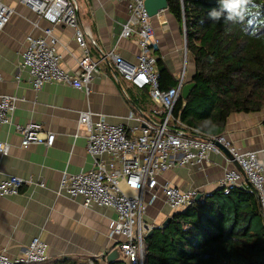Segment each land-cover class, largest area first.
<instances>
[{
    "label": "crops",
    "instance_id": "obj_1",
    "mask_svg": "<svg viewBox=\"0 0 264 264\" xmlns=\"http://www.w3.org/2000/svg\"><path fill=\"white\" fill-rule=\"evenodd\" d=\"M3 1L14 9V13L0 31V72L3 74L0 94L18 96L15 122H39L45 131L54 132L56 139L52 146L32 143L23 147L21 134L14 124L0 127V140L11 144L7 154H0V177L15 174L46 182L45 187L26 185L19 194L0 199V250H6L12 256L20 255L34 236H40L48 244L46 264H56L62 257L89 264L95 256H98L96 264H108L107 253L123 239L109 233V223L117 217L116 210L87 207L81 197L73 198L60 189L63 174L88 170L94 163L87 150L85 131L80 130V134H76L81 112L90 108L95 113L104 114L110 122L125 124L129 131L143 125L130 117L131 113L157 122L164 117L152 114L157 104L147 87L129 84L116 70L114 60L104 59L120 38L129 14L128 0H74L90 54L99 61L100 72L93 77L88 92L85 88L58 82L46 83L36 90L27 70L21 73L19 80L16 78L28 34H41L44 28L53 27L62 67L69 71L77 68L83 50L75 40L73 27L39 18L22 0ZM153 22L156 28L154 53L162 59V67L169 70L177 84L183 72L185 83L191 81L196 67L187 49L184 25L181 26L169 10L153 17ZM119 51L125 59L136 63L139 43L135 38H123ZM188 132L212 134L199 129L193 132L189 129ZM223 133L243 149L258 150L264 160V111L232 113ZM234 166L222 155L212 153L210 164H176L165 171L160 180L205 194L219 189L224 171ZM243 185L254 190L246 178L240 186ZM172 214L173 210L160 197L149 206L144 219L160 226ZM122 261L127 264L124 258Z\"/></svg>",
    "mask_w": 264,
    "mask_h": 264
},
{
    "label": "built area",
    "instance_id": "obj_2",
    "mask_svg": "<svg viewBox=\"0 0 264 264\" xmlns=\"http://www.w3.org/2000/svg\"><path fill=\"white\" fill-rule=\"evenodd\" d=\"M146 0H128L129 14L124 23L120 38L107 52L104 59L112 58L121 76L139 88L147 87L157 107L155 114L162 115V121L133 117L143 123L134 131L122 123H113L102 113L92 109L81 112L77 135L84 130L88 144L87 150L93 158V166L74 174H63L61 189L69 196L81 197L87 207L100 206L113 208L117 217L109 223V233L122 237L117 246L127 264H144L146 236L157 226L147 222L144 215L149 206L162 197L175 211L184 210L196 201L197 189H182L169 181H161L162 174L178 165L210 164V155L218 153L228 161L227 149L242 166L224 171L219 186L229 193L233 186L241 185L245 178L253 186L264 216V160L258 150H248L236 145L226 134L194 135L195 131L185 124L180 116L173 114L179 99L185 73L176 86L164 88L157 70V57L154 53L156 28L153 17L148 12ZM39 18H46L53 24H65L75 29V40L83 50L75 70L62 67V56L57 49L58 38L53 35V27H47L41 34H28L22 59L18 65L16 78L28 71L36 90L46 83L58 82L77 88L90 90L95 74L100 72L99 61L92 58L84 31L79 25L78 7L74 0H22ZM14 9L0 0V31L10 22ZM123 38H135L140 47L138 61L125 59L119 44ZM3 74L0 72V81ZM18 96L11 93L0 94V127L14 124L21 134V144L28 147L32 143L52 146L56 134L45 131L36 121L26 124L15 122ZM11 144L0 140V154H7ZM26 185L46 186L44 180L23 178L11 174L0 177V199L16 195ZM200 200H203L200 199ZM49 258L48 244L40 236H34L27 249L20 255L12 256L0 250V264H46ZM98 256L89 260L96 264Z\"/></svg>",
    "mask_w": 264,
    "mask_h": 264
},
{
    "label": "trees",
    "instance_id": "obj_3",
    "mask_svg": "<svg viewBox=\"0 0 264 264\" xmlns=\"http://www.w3.org/2000/svg\"><path fill=\"white\" fill-rule=\"evenodd\" d=\"M233 3L168 0L169 12L186 27L187 49L196 67L195 86L187 98L180 95L173 114L212 134L225 131L232 113L264 111V0H246L236 8ZM157 66L162 87L177 85L161 58ZM144 261L264 264V216L256 192L249 185L233 186L229 193L219 188L173 212L146 236ZM56 264L82 263L62 257Z\"/></svg>",
    "mask_w": 264,
    "mask_h": 264
},
{
    "label": "water",
    "instance_id": "obj_4",
    "mask_svg": "<svg viewBox=\"0 0 264 264\" xmlns=\"http://www.w3.org/2000/svg\"><path fill=\"white\" fill-rule=\"evenodd\" d=\"M145 5L146 8L148 10V12L150 13V15L152 17L158 16L160 13H162L163 11L168 10V0H146L145 1ZM185 29V33H186V27L184 26ZM195 86V82L194 81H188L183 85L182 88V96L184 98H187L192 89ZM226 153L228 154V156L233 160V163L238 167V169L244 174V170L242 168V166L234 159L233 155L227 150L225 149ZM203 193H199L196 197L197 200H200L203 198ZM169 220V218L165 221L167 222ZM153 229L150 231L152 232ZM149 232V233H150ZM106 261L108 264L117 262V261H122V251L121 249L116 246L115 248H113L110 252L107 253L106 255Z\"/></svg>",
    "mask_w": 264,
    "mask_h": 264
},
{
    "label": "snow or ice",
    "instance_id": "obj_5",
    "mask_svg": "<svg viewBox=\"0 0 264 264\" xmlns=\"http://www.w3.org/2000/svg\"><path fill=\"white\" fill-rule=\"evenodd\" d=\"M246 0H235V3H233L231 6L233 8L239 7L241 4L245 3Z\"/></svg>",
    "mask_w": 264,
    "mask_h": 264
},
{
    "label": "bare ground",
    "instance_id": "obj_6",
    "mask_svg": "<svg viewBox=\"0 0 264 264\" xmlns=\"http://www.w3.org/2000/svg\"><path fill=\"white\" fill-rule=\"evenodd\" d=\"M89 264H90V262H89Z\"/></svg>",
    "mask_w": 264,
    "mask_h": 264
}]
</instances>
